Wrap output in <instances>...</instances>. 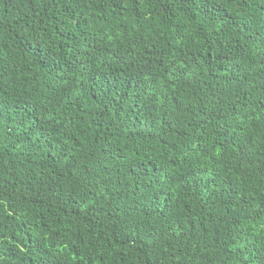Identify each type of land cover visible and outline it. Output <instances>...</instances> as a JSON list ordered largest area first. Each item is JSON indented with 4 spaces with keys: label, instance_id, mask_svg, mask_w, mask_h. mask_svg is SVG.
Instances as JSON below:
<instances>
[{
    "label": "trees",
    "instance_id": "1",
    "mask_svg": "<svg viewBox=\"0 0 264 264\" xmlns=\"http://www.w3.org/2000/svg\"><path fill=\"white\" fill-rule=\"evenodd\" d=\"M0 264H264V0H0Z\"/></svg>",
    "mask_w": 264,
    "mask_h": 264
}]
</instances>
